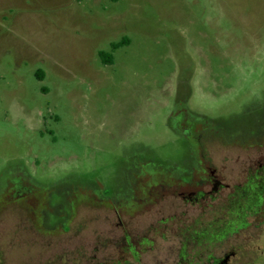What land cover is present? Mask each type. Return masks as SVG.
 Masks as SVG:
<instances>
[{"label":"rangeland","instance_id":"obj_1","mask_svg":"<svg viewBox=\"0 0 264 264\" xmlns=\"http://www.w3.org/2000/svg\"><path fill=\"white\" fill-rule=\"evenodd\" d=\"M263 140L264 0H0V218L11 242L2 264L123 258L114 218L61 237L78 249L30 244L7 216L14 211L2 209L24 183L49 229L65 228L74 207L81 217L132 213L158 194L149 211L159 216L182 211L193 223L206 211L208 235L216 234L209 257L264 264V201L226 225L227 200L211 208L183 198L219 176L229 184L223 196L230 193L237 160ZM156 219L158 258L171 242L173 264L184 252L178 224Z\"/></svg>","mask_w":264,"mask_h":264},{"label":"flooded vegetation","instance_id":"obj_2","mask_svg":"<svg viewBox=\"0 0 264 264\" xmlns=\"http://www.w3.org/2000/svg\"><path fill=\"white\" fill-rule=\"evenodd\" d=\"M252 149H254L255 154H252L253 156L251 158L248 157L242 161L240 159L237 160L239 165L241 164L240 170L238 169L239 179L232 183L231 186H234V188L230 193L223 196V192H225L224 190H229V184L225 183L219 176L216 181L213 182L211 189H199L196 193L192 192L183 195V198L185 199V196H188V199L197 201L200 207H208L209 203L211 208H214V203L216 206H220L221 201L227 200L224 212L229 216H226L224 221H222V223L227 222V225H232L238 217L245 216L248 212L247 209L253 204L259 207L261 202L264 201V140L259 146L254 148L252 147ZM221 177L225 178L223 174ZM209 181V178L204 177L203 181L195 183V185L204 186ZM34 192V190L29 188L28 183H24V187L19 190L18 194H13L4 199L2 209L6 212L9 210L14 211V213H12V211L7 213L9 214L7 216H11L10 218L15 220V225L22 226L24 228V231L29 236L28 242H30V244H35L38 248H62L64 244H70L73 250L78 249L79 243H73V240L68 242L63 241V238L61 237L68 236L66 234L69 233L76 234L80 230V227L85 223L90 222L91 224H95V221L102 219L100 221H105L106 224H112L114 218V220L116 219V224L120 227L122 232V241H120L116 246L114 245V249L119 250V255L123 258L113 260L112 253H109V256L106 257L103 264H165V260H168L167 264H171V242L167 244V248L165 249L167 250L166 256L163 260H161L158 258L160 255V249L157 247L158 243L154 241V237L158 234L156 231V223H160L158 219H154L157 217H170L171 221L178 224L177 226H174V230L177 231L175 232L176 235H181L180 237L182 239H179L181 240V245L184 249L182 256L177 259H173V264H226L224 258L219 259L216 257H209L207 254L208 245L214 237H216V234L211 233V235H208L207 220L205 215H203L206 211H203V214L201 211L196 212L193 223L187 215L185 216V212L182 211L172 212L171 215L168 214L159 216V214H161L160 211H149V207H154L156 203H158L159 197L158 194H156L155 197L153 196L148 205L139 211H132V213H130V211L119 213L115 210H110L109 214L102 215L95 210H91L86 216L81 217V211L78 207H74V210H72L66 217V224L63 226H66L65 228L57 227L55 229H49L42 222V218L39 214L45 210L41 208L38 210L36 203L33 202L34 200H30V198L34 195ZM223 197H225V199H223ZM220 207H224V205L221 204ZM148 212H150L149 216H152V220L144 229V214ZM203 217L204 219H202ZM85 219H87V221ZM135 220V227L137 230L133 232H136L137 236H132L130 232H132L131 229L134 228L132 222ZM197 222H199V224H197ZM3 224L4 220L0 218V264H2L3 260H5L7 247L11 244V242H9V238L6 237V234L1 231L3 228L4 231L6 230ZM215 227L216 230L219 229L217 226ZM214 228H212V230H214ZM214 232L216 231L214 230ZM67 247L68 246H65V248ZM2 250L5 251V254ZM191 250L193 255L189 256L188 252ZM230 252L234 253V251ZM61 259L62 258L58 260L61 263H63L65 259L67 260V258L62 259L63 261ZM72 260L74 259L72 258ZM58 261L55 259L48 260L44 257L37 258L33 263L57 264L56 262ZM23 263L32 264L29 261H22L19 264Z\"/></svg>","mask_w":264,"mask_h":264},{"label":"trees","instance_id":"obj_3","mask_svg":"<svg viewBox=\"0 0 264 264\" xmlns=\"http://www.w3.org/2000/svg\"><path fill=\"white\" fill-rule=\"evenodd\" d=\"M128 42L126 38L121 39L117 43H113L112 48H117L118 46L125 45ZM99 57L101 58V61L106 64V63H111L112 61V54L105 52V51H99L98 52ZM35 76L37 80H42L43 79V71L40 69H37L35 72ZM223 224H228V223H223Z\"/></svg>","mask_w":264,"mask_h":264}]
</instances>
